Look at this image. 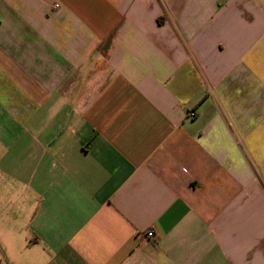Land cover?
Listing matches in <instances>:
<instances>
[{
    "label": "crops",
    "instance_id": "crops-1",
    "mask_svg": "<svg viewBox=\"0 0 264 264\" xmlns=\"http://www.w3.org/2000/svg\"><path fill=\"white\" fill-rule=\"evenodd\" d=\"M0 264H264V0H0Z\"/></svg>",
    "mask_w": 264,
    "mask_h": 264
},
{
    "label": "built area",
    "instance_id": "built-area-1",
    "mask_svg": "<svg viewBox=\"0 0 264 264\" xmlns=\"http://www.w3.org/2000/svg\"><path fill=\"white\" fill-rule=\"evenodd\" d=\"M56 7H59V5H56ZM188 117L191 119H194L196 117V113L195 111H191L188 113ZM143 237L148 238L150 240H156L157 238V233L154 229H150L147 232H145L144 234H142Z\"/></svg>",
    "mask_w": 264,
    "mask_h": 264
}]
</instances>
